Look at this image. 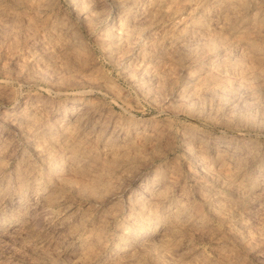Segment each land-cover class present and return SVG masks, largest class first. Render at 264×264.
I'll return each mask as SVG.
<instances>
[{
    "label": "rangeland",
    "instance_id": "rangeland-1",
    "mask_svg": "<svg viewBox=\"0 0 264 264\" xmlns=\"http://www.w3.org/2000/svg\"><path fill=\"white\" fill-rule=\"evenodd\" d=\"M0 264H264V0H0Z\"/></svg>",
    "mask_w": 264,
    "mask_h": 264
},
{
    "label": "bare ground",
    "instance_id": "bare-ground-1",
    "mask_svg": "<svg viewBox=\"0 0 264 264\" xmlns=\"http://www.w3.org/2000/svg\"><path fill=\"white\" fill-rule=\"evenodd\" d=\"M141 189V188H140Z\"/></svg>",
    "mask_w": 264,
    "mask_h": 264
}]
</instances>
